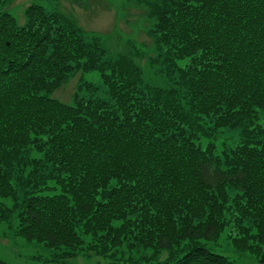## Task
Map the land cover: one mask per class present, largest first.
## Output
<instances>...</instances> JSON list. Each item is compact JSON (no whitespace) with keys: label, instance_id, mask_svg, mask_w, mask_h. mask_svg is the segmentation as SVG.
<instances>
[{"label":"trees","instance_id":"16d2710c","mask_svg":"<svg viewBox=\"0 0 264 264\" xmlns=\"http://www.w3.org/2000/svg\"><path fill=\"white\" fill-rule=\"evenodd\" d=\"M140 1L165 88L70 17L29 5L18 25L0 0V225L55 264H234L221 236L264 264V0ZM77 71L109 98L52 99ZM221 129L239 142L201 147Z\"/></svg>","mask_w":264,"mask_h":264},{"label":"rangeland","instance_id":"374dc122","mask_svg":"<svg viewBox=\"0 0 264 264\" xmlns=\"http://www.w3.org/2000/svg\"><path fill=\"white\" fill-rule=\"evenodd\" d=\"M29 5H39L47 12H58L70 17L88 34H97L100 43L106 50L105 60H113L119 55L128 56L142 73L143 83L161 88L167 87L165 65L162 55L156 50L150 32L154 29V20L148 18L147 8L140 0H83L81 4L71 0H13L5 9L16 20L18 25L25 22L24 10ZM181 62L180 65H183ZM67 82L50 97L64 104H71L80 86L84 91L78 93L81 98H100L107 100L108 92L101 76L96 71H77L70 75ZM92 84L97 90H88L86 84ZM259 119H264V111H259ZM237 130L221 129L214 137H201L202 148L214 144L216 154L222 149L233 148L239 142ZM229 199L236 192L227 191ZM0 204L10 205L9 200L0 198ZM16 221L0 225V259L7 264H55L46 262L50 252L40 244L27 242L14 236L12 228ZM86 240L88 238L85 237ZM207 247L216 254L227 257L234 264H259L256 259L245 253H236L230 243L221 236L216 244L208 243ZM166 255L163 254L161 259ZM103 257L80 256L72 259L70 264H105ZM120 264V263H117Z\"/></svg>","mask_w":264,"mask_h":264}]
</instances>
